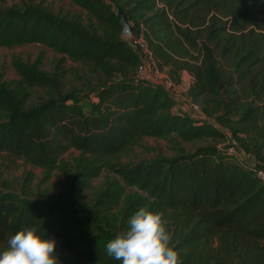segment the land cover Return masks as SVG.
I'll list each match as a JSON object with an SVG mask.
<instances>
[{
    "label": "trees",
    "instance_id": "trees-1",
    "mask_svg": "<svg viewBox=\"0 0 264 264\" xmlns=\"http://www.w3.org/2000/svg\"><path fill=\"white\" fill-rule=\"evenodd\" d=\"M17 1L0 7V47L48 48L82 63L95 83L64 91L58 65L47 73L17 58L20 80L0 77V154L68 173L60 193L41 198L0 185V250L34 228L70 253L68 264H122L106 244L146 207L163 214L182 264H264V183L256 176L264 170V0H70L87 22ZM140 38L176 84L191 77L187 97L205 119L180 109L163 86L135 78ZM37 90L44 95L33 101ZM171 135L219 143L117 160L145 138ZM70 149L80 156L62 163ZM103 170L115 178L88 201L89 182Z\"/></svg>",
    "mask_w": 264,
    "mask_h": 264
},
{
    "label": "rangeland",
    "instance_id": "rangeland-1",
    "mask_svg": "<svg viewBox=\"0 0 264 264\" xmlns=\"http://www.w3.org/2000/svg\"><path fill=\"white\" fill-rule=\"evenodd\" d=\"M36 4L40 3L44 7L56 14L79 16L87 22V16L79 7L74 6L70 0H34ZM13 4H18L17 0H0V7H7ZM124 37V36H123ZM128 38V37H124ZM136 44V40H135ZM14 58L20 59L23 62L37 64V66L47 73L53 72L56 66H59V71L63 70L62 74V89L64 91L70 89L84 90L88 82L94 84V75L90 73L86 66L80 62L73 61L68 57L57 54L52 50L36 44L25 45L22 47L4 48L0 47V77L7 83H14L20 80L16 71L12 66ZM192 82L189 75L183 74L181 86L188 88ZM182 92V91H181ZM44 93L40 90L32 94V100L38 101ZM182 95L184 93L182 92ZM188 99V97H187ZM189 100V99H188ZM182 109V107H180ZM176 137L171 135L167 138H145L141 144L133 149V151L118 156L117 160L122 163H135L138 161L150 160L157 155L172 157L174 148L178 144L186 151H191L198 146L206 144H218V141H198L194 143H185L180 140L175 141ZM225 143L223 145H227ZM80 156L78 151L70 149L62 157L61 162L72 164L73 161ZM238 162L237 159H235ZM239 161L238 163H240ZM64 170L46 171L42 168L32 166L24 161H10L4 155L0 154V185L2 191H10L16 194H25L30 198H41L45 195H56L61 192L68 173ZM115 177L108 171L103 170L98 177L89 182V189L85 191V196L89 201L92 195L106 181H110ZM56 255L59 264H68L71 258L70 253L63 248L56 246ZM77 264H84L79 262Z\"/></svg>",
    "mask_w": 264,
    "mask_h": 264
},
{
    "label": "clouds",
    "instance_id": "clouds-1",
    "mask_svg": "<svg viewBox=\"0 0 264 264\" xmlns=\"http://www.w3.org/2000/svg\"><path fill=\"white\" fill-rule=\"evenodd\" d=\"M163 214L139 208L127 221V228L106 244L107 255L122 264H182L179 253L170 246L171 236ZM57 242L22 229L0 250V264H59Z\"/></svg>",
    "mask_w": 264,
    "mask_h": 264
},
{
    "label": "built area",
    "instance_id": "built-area-1",
    "mask_svg": "<svg viewBox=\"0 0 264 264\" xmlns=\"http://www.w3.org/2000/svg\"><path fill=\"white\" fill-rule=\"evenodd\" d=\"M136 45L140 48V52L143 55L142 65L137 69L135 74L136 79H143L152 84H157L163 86L177 102V106L182 110L189 112L192 117L199 119H205V115L202 113L201 108L197 104L191 103L187 99V90L188 88H182V84H176L166 73V70H160L157 66L156 61L152 58V54L146 48L145 42L143 39H138ZM189 87V86H188ZM184 95H182V92ZM226 153L237 159L238 162L244 163L243 156L234 148L229 147L226 150ZM257 178L264 183V170H256Z\"/></svg>",
    "mask_w": 264,
    "mask_h": 264
},
{
    "label": "water",
    "instance_id": "water-1",
    "mask_svg": "<svg viewBox=\"0 0 264 264\" xmlns=\"http://www.w3.org/2000/svg\"><path fill=\"white\" fill-rule=\"evenodd\" d=\"M117 17L122 26V35L124 37H130L132 28L127 20V17L120 10L117 11Z\"/></svg>",
    "mask_w": 264,
    "mask_h": 264
}]
</instances>
